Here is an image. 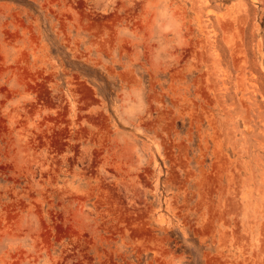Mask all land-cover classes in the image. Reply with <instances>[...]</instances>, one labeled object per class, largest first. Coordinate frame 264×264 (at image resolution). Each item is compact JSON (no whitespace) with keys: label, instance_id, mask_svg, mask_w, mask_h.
Here are the masks:
<instances>
[{"label":"rangeland","instance_id":"1","mask_svg":"<svg viewBox=\"0 0 264 264\" xmlns=\"http://www.w3.org/2000/svg\"><path fill=\"white\" fill-rule=\"evenodd\" d=\"M0 264H264V0H0Z\"/></svg>","mask_w":264,"mask_h":264}]
</instances>
